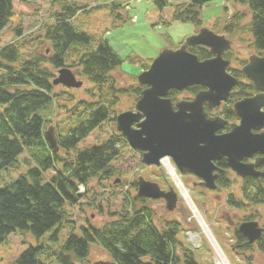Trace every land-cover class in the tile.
I'll return each instance as SVG.
<instances>
[{
  "label": "trees",
  "instance_id": "obj_1",
  "mask_svg": "<svg viewBox=\"0 0 264 264\" xmlns=\"http://www.w3.org/2000/svg\"><path fill=\"white\" fill-rule=\"evenodd\" d=\"M153 1L160 11L169 6V0ZM213 1L192 0L189 5L177 6L174 19L201 24V9ZM230 1L246 5L251 10L252 18L247 30L252 36L250 42L258 54L264 55V0ZM14 2L0 0V36L12 21ZM80 10L75 2H66L62 10L55 14L54 23L47 27L44 34L45 42L52 47L49 54L45 50H35L26 55L20 50L18 42L0 47V175L3 170L14 167L25 150L34 152L38 163L16 181L5 186L0 184V245L18 230L29 231L36 237L44 236L55 226L68 222V206L81 204L80 186H84L89 193L92 181L102 183L122 175L119 167L126 163L125 152L129 145L119 132L100 145L82 150L78 146L112 119L111 114L115 112L114 106L121 95L138 98L145 86L135 84L127 89L118 88L112 74L123 60L107 40H102L96 49H91L93 37L74 24ZM242 19L241 14L233 15L232 22L225 29L228 36L234 37L233 30L240 27ZM189 50L200 60L213 57L204 46H193ZM73 54L78 55V61L71 65L68 60ZM232 55V50L227 52L228 59H232ZM241 64L244 66L246 62ZM66 67L77 70L80 76H86L99 89L100 98L98 101L79 102L85 110L76 117L79 119L77 126L59 135V153L50 148L45 129L55 111L56 85L53 81L59 70ZM229 72L240 80L226 102L229 106L221 113L231 121L236 119L234 104L257 91L241 68L230 67ZM201 89L194 86L186 91L194 97ZM180 95L181 92L173 90L169 97L177 102ZM73 153L75 158L69 159ZM119 159L122 161L115 164ZM225 163L218 165L225 167ZM55 168L58 171L45 182L44 173ZM219 182L228 186L225 176ZM133 187L137 188V182ZM243 193L246 206L264 204V179L245 178ZM120 196V207L111 213L113 218L110 222L102 227L83 226L80 234H70L57 256L61 264H86L93 243L103 247L113 257L112 262L93 264H197L194 252L189 248L184 249L183 258L178 253V249H183L179 238L182 232L180 223L167 221L164 225L158 224L149 205L151 199L135 196L130 190L120 192ZM244 200L234 203L244 207ZM252 217L254 215L247 219ZM236 234L238 245L234 249L240 248L242 254L255 248L264 252V233L255 244L248 243L237 230ZM40 250L31 247L12 264H41L38 258Z\"/></svg>",
  "mask_w": 264,
  "mask_h": 264
},
{
  "label": "rangeland",
  "instance_id": "obj_2",
  "mask_svg": "<svg viewBox=\"0 0 264 264\" xmlns=\"http://www.w3.org/2000/svg\"><path fill=\"white\" fill-rule=\"evenodd\" d=\"M66 2H75L81 8L74 24L93 37L91 49H96L102 40H107L123 60L122 65L112 74L118 88L127 89L137 85L138 76L148 69L145 67H150L163 50L179 48L187 38L197 34L202 28H209L231 40V67L242 69L241 62H247L252 55H260L252 47V36L247 31L252 18L251 10L246 5L230 0H215L203 6L201 24L174 19L176 7L189 5L192 0H169V6L163 11L158 9L153 0H15L14 16L0 36V47L18 42L20 50L26 55L35 50L51 53V45L45 42L44 34L47 27L54 23L55 14L62 10V5ZM235 13L241 14L244 19L239 23V28H234V37H230L225 29L232 22ZM73 55L68 60L71 65L78 61V55ZM69 68L78 75L84 85L78 89H68L61 85L55 87V111L45 131L54 127L58 139L59 135H64L70 128L77 126L79 119L76 117L85 110L83 106H79L80 101H98L100 98L99 89L86 76H80L77 70ZM189 94L187 91L181 92L179 100L192 99L193 95ZM136 100L135 95H121L114 106L112 119L93 131L78 148L82 150L100 145L114 133H118L114 119L124 111L134 110ZM226 106L229 105L225 103L214 112V116L222 115ZM131 150L128 146L125 152L126 163L123 162L124 165L119 167L122 175L102 183L92 181L89 193H86L84 186L79 187V194L83 199L80 205L67 207L68 222L55 226L42 237H36L29 231L18 230L11 233L0 245V264L14 263L31 247L41 249L38 257L41 264H61L57 256L70 234H80L83 226L102 227L110 222L113 218L111 213L120 207V192L130 190L136 196L137 188H134L133 184L138 182L140 177L158 183L163 190L173 187L179 193L178 206L172 212L167 210L164 200H152L149 205L158 224L164 225L167 221H177L181 224L182 232L179 238L183 249H178V253L182 258L184 249L189 248L194 252L197 264H264V252L260 249L255 248L244 254L240 248L234 249V246L238 245L236 227L227 223V217H233L237 223L254 215L252 218L264 225V204L246 206L243 181L240 177L232 171L229 172L228 178L231 182L224 190L217 192L222 198L217 200L214 194H208V190L200 184V179L191 174H181L176 168L183 186L188 190L187 200L164 164L161 167L146 166L142 163L141 153L135 150L130 152ZM58 152L61 153V150ZM33 153L25 150L14 167L3 170L0 184L5 186L16 181L20 176L27 174L30 168L36 167L38 163ZM74 158L75 153L69 156V159ZM169 160L176 167L173 160ZM56 171L58 168L44 173V181L48 182ZM227 197L231 201L230 204L226 203ZM240 200H244V207H238L234 203H239ZM194 210H197L200 219ZM100 261L112 262L113 257L103 247L93 243L85 262L93 264Z\"/></svg>",
  "mask_w": 264,
  "mask_h": 264
},
{
  "label": "water",
  "instance_id": "obj_3",
  "mask_svg": "<svg viewBox=\"0 0 264 264\" xmlns=\"http://www.w3.org/2000/svg\"><path fill=\"white\" fill-rule=\"evenodd\" d=\"M193 46L207 47L213 57L200 60L190 52ZM231 49L227 36L202 28L179 48L163 50L138 76V84L145 88L134 110L120 113L116 123L131 149L142 153L144 165L161 167L165 159H172L181 174L195 175L211 190L217 188L216 181L225 172L217 165L223 159L242 178L264 179V55H252L242 68L257 93L234 104L237 122L230 125V131L222 132L229 121L205 109L206 104L210 110L220 107L240 83L229 72L232 61L226 53ZM53 83L70 89L84 85L67 67L59 70ZM194 86L204 89L193 99L174 103L169 97L173 90L184 92ZM45 138L51 149L60 150L54 127L45 131ZM256 155L255 161H250ZM261 167L263 170L258 169ZM137 183L138 197L164 200L170 212L177 208L179 193L175 188L163 190L144 177ZM238 232L254 244L264 229L258 221H246Z\"/></svg>",
  "mask_w": 264,
  "mask_h": 264
},
{
  "label": "flooded vegetation",
  "instance_id": "obj_4",
  "mask_svg": "<svg viewBox=\"0 0 264 264\" xmlns=\"http://www.w3.org/2000/svg\"><path fill=\"white\" fill-rule=\"evenodd\" d=\"M226 58H227V55H226ZM204 88H202L201 90H203ZM225 103L226 102H223L222 103V105L220 106V107H218L217 109H215V110H210V108H209V106H208V104H206L205 105V109L208 111V112H211L212 113V115H214V112H216L217 110H219L220 108H222V106L223 105H225ZM219 116H221L223 119H225V120H227V121H229V124L226 126V128H225V130L224 131H222V132H227V131H230V125L232 124V123H234V122H232V121H236L237 122V119H234V120H228L226 117H224L223 115H219ZM235 116H236V114H235ZM228 127H229V130H228ZM141 153V152H140ZM141 155H142V153H141ZM258 157V155H256L253 159H251L250 161H255V159ZM226 162L225 164V167H221L220 165H218V163H222V162ZM217 163V165L221 168V169H223V170H225V172L223 173V174H220L219 175V178L217 179V181H216V184H217V188L215 189V190H211V189H208V188H206L204 185H203V183H202V180L200 181V184L202 185V186H204L207 190H208V194H214V196H215V198L217 199V200H221L222 198H221V196L219 195V194H217V192L218 191H222V190H224V188H226L227 186H225V185H222L220 182H219V180L221 179V177H226L227 178V182H226V184H228V183H230L231 182V179L230 178H228V173L229 172H234L232 169H230L229 167H228V165H227V161H226V159H223V160H221V161H219ZM259 170H263V168L261 167V168H258ZM235 173V172H234ZM236 174V173H235ZM192 175V174H191ZM237 175V174H236ZM193 176H195V175H193ZM238 176V175H237ZM196 177V176H195ZM238 177H240V176H238ZM198 178V177H197ZM241 179H242V181H244V179L245 178H242V177H240ZM199 179V178H198ZM230 200L228 199V197H227V199H226V203L227 204H230ZM226 220H228L227 221V223L229 224V225H235V227H236V230L238 231V227H239V225L241 224V223H243V222H246V221H255V220H257V219H254V218H251V219H245V220H240L239 222H237L236 223V221L235 220H233V217H231V216H229V217H227L226 218ZM259 223H260V221H259ZM260 226L261 227H263V229H264V225H261V223H260ZM247 239V238H246ZM247 242H248V239H247ZM255 244V243H254Z\"/></svg>",
  "mask_w": 264,
  "mask_h": 264
},
{
  "label": "bare ground",
  "instance_id": "obj_5",
  "mask_svg": "<svg viewBox=\"0 0 264 264\" xmlns=\"http://www.w3.org/2000/svg\"><path fill=\"white\" fill-rule=\"evenodd\" d=\"M163 164L165 165V167L167 168L168 170V173L172 176V178L177 182L179 188H180V191L181 193L184 195V197L189 200V193H188V190L183 186L179 176H178V173H177V170H176V167L171 163V161L169 159H165ZM195 209V207H194ZM195 213L197 214V217L200 219L201 216L199 215V213L197 212V210H194ZM207 228V227H206ZM208 229V228H207ZM206 229V230H207ZM208 233H209V230H207Z\"/></svg>",
  "mask_w": 264,
  "mask_h": 264
}]
</instances>
